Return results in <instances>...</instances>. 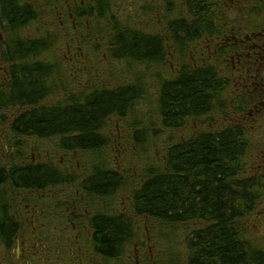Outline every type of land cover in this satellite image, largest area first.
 I'll use <instances>...</instances> for the list:
<instances>
[{
    "label": "trees",
    "instance_id": "trees-1",
    "mask_svg": "<svg viewBox=\"0 0 264 264\" xmlns=\"http://www.w3.org/2000/svg\"><path fill=\"white\" fill-rule=\"evenodd\" d=\"M86 1L88 6L83 16L91 18L95 11L102 18L108 11L104 12L108 0ZM189 4L191 20H171L165 23L168 30L163 33L145 34L114 21L117 27L114 34L103 39L110 47L109 55L122 59L129 70L144 65L154 68L165 64L171 56H179L176 67H168L173 75L156 74L162 76L157 96L161 126L173 134L165 143L164 155L159 164L146 168L145 182L132 192L133 209L128 217L114 214L101 221L91 220L95 251L114 264H124V258L130 255L139 233L137 225L146 229L145 246L147 234L152 246L161 241V248H152L157 264H264L261 248L264 236H257L256 231L258 219L264 221L261 209L264 170H254L264 167V129L259 134L253 133L252 123L248 128L235 120L248 114L259 95L238 88L233 77L224 83L226 76H220L223 62L206 65L199 60L201 64L194 66L191 59L180 58L188 56L192 43L207 35L214 39L213 35L220 33L222 26L223 36L228 27H233L226 23L235 24L233 17L225 15L224 24L218 26L220 16L215 12L203 17L208 6L205 0H191ZM241 6H246L245 20L242 17L246 30H250V25L257 27L264 18V0H238V5L234 3L232 7ZM42 7L37 1L0 0L4 28L10 34L1 54L16 57L18 61L11 71L14 83L3 88V102L30 106L20 117L25 121L19 127L21 132L31 131L48 139L55 137L68 151L96 153V149L106 145L100 134L104 124L116 115L124 116L133 108V99L141 95L134 96L135 91L126 85L115 90L66 94L57 102L45 103L48 96L56 93L48 85L55 73L50 61L39 58L49 54L54 43L47 37L32 39L15 35L40 18ZM84 12L85 8L81 9V15ZM112 16L117 17L113 13ZM166 42L176 54L167 52ZM223 50L227 53L229 46L226 44ZM233 103L237 105L232 106ZM213 112L218 115L219 126L212 128L211 121H204L199 124H205L203 130L195 132V123ZM222 122L227 125L220 128ZM186 128L193 132L178 137ZM137 134L145 133L139 128ZM93 170L90 188H97L99 198L114 196L119 177L112 170L97 166ZM54 175L57 176L53 170L51 181ZM34 182H41L38 172L34 174Z\"/></svg>",
    "mask_w": 264,
    "mask_h": 264
},
{
    "label": "rangeland",
    "instance_id": "rangeland-1",
    "mask_svg": "<svg viewBox=\"0 0 264 264\" xmlns=\"http://www.w3.org/2000/svg\"><path fill=\"white\" fill-rule=\"evenodd\" d=\"M20 1L26 3H35L37 1L39 4L41 3L44 10L35 23H31L26 28L21 29L19 34L15 35L32 39L47 37L51 38L54 43L51 52L39 58L42 61H50L54 66L52 73H55L54 76L49 78L48 85L56 93L48 96L45 103L57 102L63 99L66 94H78L97 89H118L126 85L131 86L129 89L135 91L133 93L134 96L136 93L141 95L139 99L137 96L133 99V108L129 109L124 116H114L104 124L100 133L103 135L106 145L97 154L82 153L74 150L68 151L60 146L59 140L55 137L35 139L33 144L36 152L50 151L52 164L60 168L66 166V172L70 173L68 175L70 182L77 180L79 177L77 174L84 173L83 175H85L88 173L87 170L97 166L107 169V171L119 170L121 172L123 169L127 170V174H130V185L132 183L135 184L132 187H136L139 185V176L141 174L145 175L146 168L152 164H159V160L164 155L163 148L165 143L173 135L171 131L161 126L157 109V96L162 76L157 77L156 74L161 72L162 74L171 73L173 75L168 70V67H176L179 56L174 55L176 53L173 48L171 49L172 45L166 42L167 52L174 56H171L170 60H166L165 64L156 65L154 68L152 65H144L129 70V67L122 59L109 55L108 49L110 47L103 39L107 35L114 34L113 29H117L114 21L121 27L126 26L130 29L141 30L145 34L155 31L163 33V30L167 28L165 23H169L171 20L189 18L191 20L193 16L190 15L189 2L187 0H108L109 2L104 8V12H106V9L108 11L102 15V18L97 13L95 15V11L92 12V16L89 18L88 15L83 16L88 6L86 0ZM247 1L249 2L250 0ZM210 2L211 0H205L208 5L205 11L211 15L216 12V15L220 16L218 26L221 23L224 24L225 15L229 18L233 17L235 20L233 21L235 24H232L231 21L226 23V26H233L228 27L226 32L228 33L227 37L234 41L228 45L231 48H229L227 53L223 50V46L219 48L220 45L225 44L223 39L222 43L216 44L221 35L222 26V29L218 30L220 33L213 35L214 39L207 40V38H204L199 42L192 43L188 56H180V58L191 59L194 66L201 64L199 60L204 61L206 65H218V63L223 62L220 76L221 78L226 76L224 83L228 81L229 77L234 76L235 79L240 78L243 83H246V80H250L252 84L256 83L255 87L258 83H261L264 88V81H258L256 78L249 79L248 77L245 79L243 75L241 76L243 69L247 70L250 64L256 63L257 71L261 72L264 78V51L260 61L253 62L244 59L245 55L252 53V49L255 46L260 45V40L256 38L259 35V28L250 25V30H246L247 24H243V19L245 20L246 17H243L246 6H241L240 8L230 6V8H227L229 5L227 0H212V5H210ZM84 8L85 12L81 15V9ZM112 13L117 15V17L114 18ZM0 18L2 31L5 32L4 36L7 42L10 34L4 28L5 23L1 12ZM88 18L91 20L88 21ZM109 21H111V25H106ZM212 24V27L215 26L214 22ZM251 31H254V33ZM261 37H264V35ZM240 43L241 46H239ZM209 50L210 53L208 54ZM223 55L225 56L222 57ZM72 61L77 62L76 65H73V68L69 65ZM252 90L254 91L253 88ZM236 105L237 103L232 104V106ZM255 107L256 105L254 104L250 106L251 110ZM257 107H260L258 114L255 113L256 109H258ZM257 107L248 113L250 120H246L244 116H238L235 120L248 128H250L252 123V132L259 134L264 129V103H259ZM204 121H211L212 128L213 125L214 127L219 126L218 115L213 112L209 114V117L208 115L202 117V121H194V123L196 122L195 132L203 130L202 128L205 124H199ZM230 124L233 125V122ZM226 125L222 122L220 128ZM139 128L144 131L145 134L143 136L139 134L135 136V132ZM186 132L193 131L190 128H186L178 134V137H184ZM259 169H264V167L258 166V169L254 170ZM123 174V179H119L118 189L125 186L123 180L128 176L125 173ZM72 189H74V186H72ZM124 190L122 189V192L119 191L115 194L116 198L121 199L122 196H129L128 191H126V195H123ZM113 204L115 209L117 208L118 210L119 203L113 202ZM103 206L104 208L106 207L104 203ZM90 208L98 210L99 205L94 202L90 204ZM261 209L264 211V204L261 205ZM258 220L259 223L256 226L257 236H264V221ZM137 228L139 233L132 244L131 260L128 264H135V256L138 264H157L154 256L155 251H152V248H161V241L159 240L158 243L156 241L154 246L149 241L145 246V230L138 225ZM142 243H144L143 246ZM262 245L261 248L264 249V241H262Z\"/></svg>",
    "mask_w": 264,
    "mask_h": 264
},
{
    "label": "flooded vegetation",
    "instance_id": "flooded-vegetation-1",
    "mask_svg": "<svg viewBox=\"0 0 264 264\" xmlns=\"http://www.w3.org/2000/svg\"><path fill=\"white\" fill-rule=\"evenodd\" d=\"M207 15L211 14L204 11L203 17ZM210 22L212 24V19ZM2 30L0 23V264H114L95 251L91 220L101 221V218L114 214L128 217L133 209L132 192L140 189L146 176L141 174L139 185L133 188L135 184L130 185L127 170H113L111 172L119 179H123V173L128 176L123 180L125 186L120 189L117 186L112 197L99 198L97 188H90L91 178L95 175L93 169L87 170L85 175L77 174V180L68 183L70 173L66 172V166L55 167L48 150L36 152L34 140L45 137L19 130L20 125L25 123L20 117L29 111L30 106L3 102V88L14 83L11 71L17 67L18 61L16 57L1 54V49L7 45ZM206 38L211 39L209 35ZM257 39L260 45L247 55L248 61L262 58L264 39ZM225 41L219 48L234 42L229 37ZM74 64L77 62L69 63L71 68ZM263 97L260 96L261 99ZM53 170L57 176L54 175L51 181ZM35 172L40 174L41 182H34ZM87 180L88 184H85ZM122 189H125L123 195L128 191L129 196L116 198L115 194ZM94 202L99 205L98 210L90 208ZM113 202L119 203L118 210ZM124 259L126 264L131 260L130 255Z\"/></svg>",
    "mask_w": 264,
    "mask_h": 264
},
{
    "label": "bare ground",
    "instance_id": "bare-ground-1",
    "mask_svg": "<svg viewBox=\"0 0 264 264\" xmlns=\"http://www.w3.org/2000/svg\"><path fill=\"white\" fill-rule=\"evenodd\" d=\"M166 26V25H165ZM17 29V28H16ZM166 30H168L167 28H166ZM9 34V33H8ZM17 35V34H16ZM13 48V47H12ZM30 55V54H29ZM28 69V68H27ZM17 92V91H16ZM136 96V95H135ZM27 100V99H26ZM40 100V99H39ZM20 101V100H19ZM56 105V104H55ZM58 107V106H57Z\"/></svg>",
    "mask_w": 264,
    "mask_h": 264
}]
</instances>
